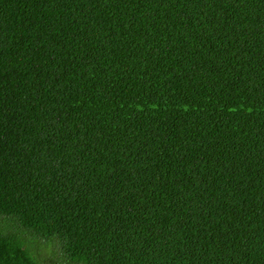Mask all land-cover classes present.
I'll return each instance as SVG.
<instances>
[{"label":"trees","instance_id":"obj_1","mask_svg":"<svg viewBox=\"0 0 264 264\" xmlns=\"http://www.w3.org/2000/svg\"><path fill=\"white\" fill-rule=\"evenodd\" d=\"M0 264H264V0H0Z\"/></svg>","mask_w":264,"mask_h":264}]
</instances>
